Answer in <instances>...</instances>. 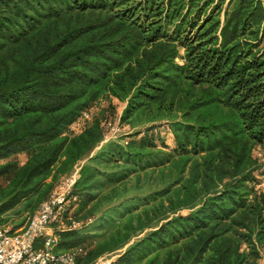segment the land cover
<instances>
[{
  "label": "trees",
  "instance_id": "trees-1",
  "mask_svg": "<svg viewBox=\"0 0 264 264\" xmlns=\"http://www.w3.org/2000/svg\"><path fill=\"white\" fill-rule=\"evenodd\" d=\"M101 101L125 105L136 132L81 167L80 228L56 251L84 246L77 264L117 252L113 264H259L264 0H0V226L21 204L33 216L104 142L100 117L68 134ZM163 125L172 151L157 145ZM131 179L153 191L125 200ZM97 214L107 238L88 248Z\"/></svg>",
  "mask_w": 264,
  "mask_h": 264
},
{
  "label": "built area",
  "instance_id": "built-area-1",
  "mask_svg": "<svg viewBox=\"0 0 264 264\" xmlns=\"http://www.w3.org/2000/svg\"><path fill=\"white\" fill-rule=\"evenodd\" d=\"M120 119L119 117L116 122L123 129ZM90 120L89 110L83 111L69 127L68 134H80L82 127L84 128ZM81 123L83 125L80 131H77ZM114 126L109 122L105 124V140H110L112 135L116 134ZM162 127L169 129L166 125ZM108 129H112L110 134L107 133ZM80 170L75 166L73 172L62 180L50 197L29 218L25 227L17 231L0 229V264H77L79 258L87 255L84 246L61 253L56 251L60 234L80 227V224L72 220L69 211L71 206L78 202L73 195V189L80 178ZM114 261V258L101 257L93 264H113Z\"/></svg>",
  "mask_w": 264,
  "mask_h": 264
},
{
  "label": "rangeland",
  "instance_id": "rangeland-1",
  "mask_svg": "<svg viewBox=\"0 0 264 264\" xmlns=\"http://www.w3.org/2000/svg\"><path fill=\"white\" fill-rule=\"evenodd\" d=\"M124 108H125V105L119 104L118 102H113V104L111 105L106 101H101L98 104H96L95 107H93L92 109L89 110L91 120L94 117H100L103 120H105L104 123L107 121L109 123H112L113 125H115L114 129L116 131V134L112 135L110 140H104V142L100 146H98L88 158H86L84 161L80 162L77 165L79 170L91 157H94L103 148V146L106 145L108 142L119 141L120 139H124L125 140L124 143L126 145V142H127L126 138L128 140V136H130L132 133L136 132V131L129 130L127 128V126H124L125 129L124 128L121 129L118 126L116 121L119 119V117L121 118V114H122ZM82 125H83V123H81V126H80V128L77 129V131L78 130L80 131ZM162 128L163 127L158 128V129L154 130V132H153L154 136L158 137L157 138V145L163 146L164 144H162V143L164 142L165 143L164 146H167L169 148V150L172 151L175 147L174 137H173V135L169 129H162ZM82 129H83V127H82ZM110 130H112V129H110ZM110 130L108 129L107 133L110 134ZM105 132H106V130H105ZM143 134L144 133H142L140 135V137H143ZM140 137H138L137 139L139 140ZM26 159H27V155L23 153V154H18V155L13 156L9 161H14V162L19 163V164H24L26 162ZM262 163H264V160L262 161ZM261 180L264 181V178H262ZM6 184H7L6 179L0 178V186H6ZM135 185H136V179H131L129 181V185H128V187H129V189L127 191L128 193L124 197L125 200L133 199L135 197H139V198L144 199V198H146L147 195H149L151 193V191H153L149 188V186L148 187L145 186L142 188H141V186H139L138 188H141V190H137ZM261 186L264 188V182L262 183ZM121 201H124V200H121ZM118 205H120V203L110 204V206H112V207L118 206ZM75 206L76 205L73 206L74 212H75V210H77V208L75 209ZM100 216L101 215L98 216V214H97L96 217H94L93 219H91L88 222V225H87L88 230L89 231L93 230V232H94L92 235L93 239L89 238V240H87L85 243L88 248L92 247L93 245L95 246V244L93 243L94 241H97V242L99 240L103 241L107 238V236L105 238H102V234L100 235L99 232L95 231L96 230L95 227L98 226L97 221L100 218ZM30 217H32V213L30 211L25 210V204H21V205L17 206L16 208H14L13 210L9 211L8 213H6L4 215L5 223L3 226H0V229H7V230L9 229L12 231H17V230L26 226ZM119 253L120 252L112 253V254H106L103 257H107L108 259L114 258L116 260L119 256ZM259 264H264V251L261 254V261L259 262Z\"/></svg>",
  "mask_w": 264,
  "mask_h": 264
}]
</instances>
